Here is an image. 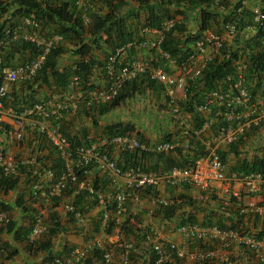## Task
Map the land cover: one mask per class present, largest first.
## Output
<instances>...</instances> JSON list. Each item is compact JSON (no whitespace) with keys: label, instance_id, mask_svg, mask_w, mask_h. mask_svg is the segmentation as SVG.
I'll return each mask as SVG.
<instances>
[{"label":"built area","instance_id":"built-area-1","mask_svg":"<svg viewBox=\"0 0 264 264\" xmlns=\"http://www.w3.org/2000/svg\"><path fill=\"white\" fill-rule=\"evenodd\" d=\"M94 1L69 0L76 17L84 26L91 22L89 13L93 10ZM220 2L221 0L213 1L215 5H219ZM256 14L255 22L244 26H240L234 20L223 21L222 33L211 28L201 31L192 43V51L178 64V72L175 74L167 71L152 56L146 61L125 59L127 50L145 48L156 50L159 57L169 64L176 63L160 45L166 33L178 24L177 18L168 17L154 27L145 24L141 28L140 39L134 38L126 42L106 57L103 87L85 88L84 81L76 73L75 65L73 67L75 72L69 76L64 90L56 91L17 112L5 107L8 97L6 84L35 83L39 70L64 38L35 15L12 16L10 10L3 12L0 9V26L3 25L0 28V124L10 120L8 138L20 142L24 138L28 120V123L36 126L38 139L47 141L61 161L59 169L49 167L34 169L33 159L19 158L0 144V171L3 176L12 179L20 178L22 175L27 177L29 173L23 168L37 176V179L30 183V199L32 204L36 205L28 235V242L31 245H34L46 231V221L56 211L53 201L70 189L75 194L85 191L86 202L100 208V221L105 228H109L111 223L116 226L122 225L127 214V204L137 203L145 192L160 208H167L180 202L178 198L163 197L156 192L162 184L172 187L190 184L206 192L215 181L225 183L227 186L237 183L243 194L264 195V173L236 171L228 175L221 156L223 146L237 144L247 131L264 125V95L255 94L252 82L247 78L249 62L245 57L246 53L244 49L228 44L225 38L226 35L234 40L236 37L241 39V36L247 39L256 35L260 29L264 31V7L257 10ZM246 34L248 37H245ZM222 50L226 51V56L237 52L236 57L232 59L233 71L203 93L202 99L192 112L199 121V126L190 129L183 125V135L189 138L186 141L161 140L145 143L134 136L116 134L105 135L100 141L75 144L73 137L70 138L61 132V121L67 113L78 109L79 102H84L87 106L109 102L127 84L139 77H146L161 84L168 104L177 107L187 95L189 81L201 77L208 63L222 56ZM22 52H28L30 55L24 60L16 61V64L7 61ZM177 90L184 93L182 100L176 96ZM86 138L90 140L88 136ZM198 146H201V155L193 164L184 167L173 166L163 171L150 169L146 158L138 159L139 164L123 167L113 157L114 151L135 152L138 156L142 152L160 154L178 149H197ZM40 176H44V183L38 180ZM96 177L101 178L104 185L97 183ZM108 188L110 191L106 190ZM232 195L240 197L238 191ZM43 202L49 203L50 206H43ZM241 207L243 213L264 215V204ZM64 211L72 215L80 229L85 231L87 220L85 210L70 202L64 206ZM8 222V215L0 210V224ZM177 232L185 240L192 242L218 241L223 249L236 244L256 253L260 263L264 264L262 243L254 232L197 224L180 225ZM154 237H159V232L155 229L149 230L146 240L151 241L152 249L160 263L164 258V247L162 248L159 241H154ZM132 246L131 242L121 244L122 253L117 263L111 248L107 247L103 240L93 238L82 246L70 248L65 256L45 260L42 264H82L96 251L100 252L102 264H130ZM166 246L178 258H183L186 254L175 242H169ZM6 255L7 251L0 247V258H6ZM193 256L201 261L215 260L217 263L234 264L226 253L212 249L201 248L198 254Z\"/></svg>","mask_w":264,"mask_h":264},{"label":"crops","instance_id":"crops-1","mask_svg":"<svg viewBox=\"0 0 264 264\" xmlns=\"http://www.w3.org/2000/svg\"><path fill=\"white\" fill-rule=\"evenodd\" d=\"M59 2H67L69 4V0H60ZM235 2H240L241 8L238 7L235 10L230 9L232 7V5L230 4H235ZM93 4H98V7L102 8L103 12L99 14H103L104 12L108 13L109 8L106 6L103 0H95ZM225 4V6L216 5V8H213L212 6L208 7L209 10L213 9L214 13L217 14L215 20L221 22L220 24H217L215 20L211 21L209 27L221 33L223 32L221 27L223 20H233L238 19V17H243L245 21L248 20L251 23L255 22L254 20H256L257 18L256 12L261 7H264V0H226ZM135 6L136 4H133V7ZM179 8L186 11V9H184V7L182 6ZM195 10L197 11L195 14L199 19V7H196ZM119 14L120 16H122L125 23L129 24V22L126 20V11H124L123 9L119 11ZM96 17L97 16H95L94 18L96 19ZM44 23L50 29H55L50 23ZM253 36L255 35H252L249 38L251 39ZM241 37V39L235 41L234 39H231L230 37L225 35L228 44L240 47V49L242 50V45L244 44V40L246 39H244L243 36ZM245 37H248L247 34L245 35ZM76 43L77 42H74L73 40L62 41V43L60 44V53L63 54L67 51L72 52L74 56L72 57L73 62H79L82 59L86 61L87 59H90L92 57L93 59H96L98 61L96 64L103 63L105 55L106 53H108L106 51L107 49L100 50L92 48L87 55L82 57L77 51V49L79 48V44L76 45ZM137 52L138 51L133 52V55L132 53L128 54L134 57L135 55H137ZM60 53L56 58L57 69H59L60 71L68 70L69 67L63 65L65 64L64 61L59 60ZM29 55L30 54L28 52H22L19 55L17 54L15 58L7 59V61L11 64H16V61L24 60ZM96 64L93 65L94 71H96L97 69L101 70V65L98 66ZM169 66L172 67V69L178 68L174 65ZM93 79L96 78L93 77ZM20 85H24L22 91L14 89L18 85H13L12 88V84H6V87L8 89V97L5 102V107L7 109L14 110L17 109L18 106L22 109L25 106H29L32 100L37 101L42 98L44 99L50 93L61 90L59 89L60 87H58L53 82V79L50 78V76L49 82L47 84L38 82L37 87L39 88V93H37L36 85L33 86L30 82L20 83ZM175 94L179 99H183L184 93L180 90H177ZM185 96L186 97L184 98V100H180L181 102H179L180 108L182 107L181 103H183L187 99V95ZM23 98H27L28 102L30 103L27 104L28 102H23ZM96 107L98 108L99 113L100 105ZM180 111L183 113V116L181 114L180 116H175L176 119L172 120L173 124L170 125L171 129L169 131L167 129L166 131H157L159 139L164 141L180 140L183 142L186 141V139H189L186 135H183V125L192 129L193 127L199 125V121L196 119L195 115L192 112L182 110ZM73 112L74 111H70L64 116L63 120L61 121V131H63L64 126L66 128H68L67 126H71V129L74 130H72L73 132H76L78 130L76 133H85L89 138H92V136H94V134L96 133L94 130L87 127L86 133V131H82V129L85 128L84 125L80 127L76 123L78 119L82 118V112L80 111V109L79 111H77L78 114L76 116V120H74V124L73 122L71 125L69 124L70 120L72 119ZM109 112L107 111L104 114L99 113V115L104 116ZM83 120L86 121L88 120V118H83ZM9 122L10 120H7V122L0 124V144H2L8 152L14 153V155L19 158L33 159L34 169L41 170L43 167L47 168L52 165L58 166L57 153L55 151L52 152L53 148L50 145L49 146L52 149L46 147L48 144L46 141H42L37 138V130L35 125H33L31 122L28 123V120L26 121L27 126L24 131V138L26 139V143L21 149H19L13 145L15 141L8 138L7 133L8 129L10 128ZM93 122L95 124L96 121L94 120ZM111 124L115 125V123H110L109 125ZM263 127L264 125L257 128H252L249 131H254L255 129H263ZM247 133L248 131L242 138L243 140L246 137ZM155 139H157V137ZM256 141H258V139ZM239 143L237 146V154H235L233 151H230L229 147L223 146L221 148V153L223 154L226 169L228 164L229 171L234 170V168L236 166H239L243 161L252 162V160L250 161V159L246 157V154H241ZM178 150L181 151V155L177 150L169 153H161L160 157L154 156L152 158H148L147 162L148 164H151L155 170L163 171L165 169V166H169L175 163L183 164V158L189 156L191 157L193 155L191 151L195 149ZM115 154L118 156L120 153L117 152ZM121 154L122 155L117 157L113 152V157L116 159L118 158V164H124V160L122 158L124 153ZM42 164H44V166H42ZM23 169L27 170L29 174L27 177L26 175H22L19 178L17 186L14 189L17 195L14 197V194H10L14 190L7 193L0 192V203L4 205H0V210L5 212L8 215L10 221L15 224L11 233H7L5 231L6 224H0V246H7L8 249L15 251V253L10 258H0V264H42L45 260H51L52 258L57 256H65L70 248L82 246L85 244V242L90 241L93 238L103 239L106 246L113 249L114 255L116 254L115 257L117 263L121 257L119 253V251L122 250V248L120 247L121 244L126 243V241H130L131 243H133L130 264H155L158 262H155L152 257L153 252L155 253V251L152 249V243L151 241H147L145 238V232H148L151 229H155L159 232V237H154L153 240L156 242L159 241L162 245V248L164 247V258L162 261L163 263L200 264L202 261L199 258L194 257L193 255L198 254L201 248H206L226 253L230 257V259L233 260L234 264H261L256 253L244 247L232 244L230 247L223 249L220 242L214 240L204 241V245L199 246L196 243H188L177 232V226L182 223H190V221H194L198 225H218L242 232L251 231L259 237L262 243L261 251L264 254V215L240 213L234 204H231L227 201L230 194L226 192L229 191L230 193H234L235 191H238L241 195L239 203L246 206L253 204H264V195H246L239 190V185L237 183L227 186L225 183L216 181L211 183L210 188L206 192H201L199 188L190 184H183L173 187L162 184L156 190V192H158L161 196L175 197L176 199L182 198L185 201L184 203L175 206L170 216H165L162 208L156 206L149 198V195L145 192L137 203L129 202L127 204V214L123 219L122 225L116 226L111 223L109 228H107V231H103L101 229L102 224L100 221V208L97 205H93L91 203L85 204L84 199L81 200V203L84 206L87 220L86 228H84L85 231H82L72 215L64 211V206L67 203L77 201L78 196L76 197V194L73 191L65 192L61 197L56 198L53 201L56 211L52 214V216L48 217L46 221V231L33 246H30L28 244V235L32 226V215L30 214V212L29 214H25L21 208L17 207L16 201L20 196L23 197L24 201L27 198L28 200L30 199V183H32V180L34 181L35 179H37V176H34V173L30 172L28 169ZM38 180H41L42 183H44V176H40ZM96 182L104 185V181L101 178L96 177ZM201 194H204V196L201 197ZM24 204L29 208V210L33 209L35 212L36 205L32 204L31 199L28 202L25 201ZM44 205H48V207L50 206V204L47 202H43V206ZM5 206L10 207V209H2V207ZM55 223H57L58 230L54 234H50L49 231L51 230V228L55 227ZM126 227H129L130 230H126ZM169 242H175L179 248H182L186 253L185 256L183 258L176 257L174 252L170 251L166 246ZM89 258L91 264H102L100 257L95 254H91ZM213 261L217 263V261Z\"/></svg>","mask_w":264,"mask_h":264},{"label":"trees","instance_id":"trees-1","mask_svg":"<svg viewBox=\"0 0 264 264\" xmlns=\"http://www.w3.org/2000/svg\"><path fill=\"white\" fill-rule=\"evenodd\" d=\"M60 0H0V9L4 12L10 10V15L15 16H22V15H35L38 19L42 20L43 22L50 23L54 28H56L57 32L60 33L65 41L73 40L77 42L76 45L79 44V48L77 49L78 53L83 57L91 51L92 48L96 49H107V52L114 51L117 47H120L127 41L132 40L133 38L138 37L139 35L136 34L134 29L127 23H125L124 19L117 15L118 10L121 6H123L124 1H119L118 3H112L109 0H103L106 6L109 8V13L103 16H97L95 22L91 24V26L86 29L81 24V21L74 16V11L72 10L70 4L67 2H59ZM139 6H146L147 10V24L150 26H158L159 21L161 20L160 14H158L153 5L149 2V0H135ZM214 0H155L156 4L160 6V9H164L165 7H172V6H182L185 9H195L199 7V33L207 28H210L211 21H214L216 15L213 9L209 10L208 7L216 8L213 4ZM228 3V2H227ZM229 5V4H228ZM232 7L230 9H237L238 7L241 8L240 2L237 4H230ZM9 8V9H7ZM133 14V13H132ZM137 14V13H134ZM237 21L240 26H244L245 24H250L251 22L248 20H244L243 17H238V19H233ZM216 21V20H215ZM224 21V20H223ZM217 24H220L218 20L216 21ZM3 25L0 26V28ZM177 30V32H175ZM183 32V25L177 24L170 32L166 33L163 41L161 42V48L167 51L171 57L177 60L178 63L184 61L186 56L190 54L192 51L191 46L193 41L199 36V33L192 35H181ZM178 33H180L178 35ZM1 34V30H0ZM244 37V36H243ZM239 37L235 38L237 41ZM264 31L261 29L257 32V34L252 37L251 39L248 38L244 40V44L242 45L244 49V53H246V59L249 62V67L247 69V78L252 81V89L255 92L256 88L260 86H264ZM27 47V46H25ZM60 47V46H59ZM59 47L54 49L51 54L49 55L48 59L46 60L45 64L39 70L37 77L35 78L34 82L38 84V82H42L47 84L49 82V76L53 79V82L60 87L59 89L64 90L68 83L69 76L75 72V70H62L60 71L57 69L56 66V58L60 53ZM237 52H232L228 56H226V51L222 50L221 55L222 57L214 58L206 68L203 70L201 77L189 81V88L187 90V99L181 103V108L188 112L194 111V106L200 102L203 97V93L207 90L213 88L217 81L225 77L227 74L233 71L232 67V59L236 57ZM107 55V53H106ZM105 55V57H106ZM98 61L93 59H87L86 61L82 59L81 61L76 63L78 73L81 79L84 82H89V78L93 71V65H95ZM98 66L102 65L100 63L96 64ZM167 67L165 66V69ZM138 82H143L144 84H149L150 87H155V81H151L148 78H141ZM137 81H133L127 84L119 94L110 102L104 103L100 105L99 113L104 114L105 112L119 106L123 101L129 99L133 96L135 91L137 90ZM32 83L31 85L35 84ZM30 85V86H31ZM201 85V86H200ZM89 88H93L90 86ZM162 89V86L160 87ZM60 91V90H59ZM32 99V98H31ZM23 102H28L27 98H23ZM35 102L32 100L31 103ZM30 103V105H31ZM199 126V125H198ZM124 129V128H122ZM120 128L119 124L109 125L107 126V132L110 135L114 134H123L124 130ZM68 136V135H66ZM84 138H86V134L83 133ZM69 137V136H68ZM72 138V137H70ZM82 142L80 138L73 137V143L77 144ZM237 146L238 144H232L229 146L230 151H233L237 154ZM181 155V151L177 150ZM193 155L190 157L183 158V164H171L169 166H165V169H169L173 166L184 167L187 165H191L194 161L200 157L201 155V146H198L197 149L191 151ZM149 153H140L137 154L135 152L124 153L122 158L124 160L123 167L130 165V164H139L140 162L137 161L138 159L149 157L152 158L154 156L160 157L161 154H153L154 156H148ZM222 159L223 154L221 153ZM58 157V156H57ZM61 167V161L58 157V167L55 169H59ZM148 167L149 164H148ZM152 169V167H151ZM155 170V169H153ZM233 172L242 171V172H252V171H259L264 173V159H259L257 161L247 162L243 161L239 166H236ZM23 172V169H22ZM19 178H8L3 176L2 172L0 171V192L7 193L12 191L16 188ZM70 189L69 191H71ZM77 201L74 202L75 205L80 207V209H84L81 200L84 199L85 204L86 202V193L85 191L78 192L76 194ZM17 207L21 208L25 214L32 215L33 220V213L34 210L30 209L25 206L24 199L20 196L17 199ZM184 199L181 198V201L178 202L176 205L163 208L162 211L164 212L165 216H170L174 207L184 203ZM232 204H234L238 211L239 206L235 198L231 199ZM0 205H2L0 203ZM4 206V205H2ZM2 209H10V207L5 206ZM190 223H195L194 221H190ZM14 223L9 220V222L5 225V231L7 233H11L14 228ZM126 230H130L129 227H126ZM58 230L57 223H55V227L51 228L49 231L50 234H54ZM149 232V231H148ZM148 232H145V238ZM258 237V236H257ZM259 238V237H258ZM31 246V244L28 242ZM33 246V245H32ZM1 248L7 251L6 258H10L15 251L8 249L7 246H0ZM132 250L130 251V260L132 255ZM98 251L94 252L93 254L99 256ZM155 262H158V256L153 252L152 255ZM82 264H91L90 258L86 259ZM155 264H167L163 262H158ZM200 264H222V263H215L214 261H206L203 260Z\"/></svg>","mask_w":264,"mask_h":264},{"label":"rangeland","instance_id":"rangeland-1","mask_svg":"<svg viewBox=\"0 0 264 264\" xmlns=\"http://www.w3.org/2000/svg\"><path fill=\"white\" fill-rule=\"evenodd\" d=\"M110 1L112 3H118L121 0H110ZM122 1H124L122 4L123 6L120 7V9L117 12V15L120 16L119 11L124 9L127 15L126 20L129 22L130 26L134 29L136 34L141 35L140 34L141 28L143 27V25L147 24L148 15H147L146 6L145 5L139 6L135 0H122ZM225 1L226 0H221L220 5L225 6L226 5ZM149 2L151 3V5L154 6L156 12L160 14L161 20L167 19L168 17L177 18L178 24L183 25V32L181 33V35L190 34L194 36L195 34L199 33V19L197 18V15L195 14L197 12L195 9H193L192 11L191 9H186V11H184L179 8L180 6H177V5L172 6V7H165L164 9H160V6L156 4L155 0H149ZM133 4H136V6L133 7ZM235 4H237V2H235ZM101 12H103V10L102 8L98 7V4L93 6V10H91L89 13L90 14L89 16L91 17L90 25L95 22V18H94L95 16H103L107 14L105 12L103 14H99ZM134 13H137V14H134ZM52 30L57 32L56 28ZM175 32H177V30ZM179 34L180 33H178V35ZM59 49H61V46L59 47ZM153 52L154 51L152 50L148 51V50L138 49L137 55H135L134 57L132 56V57L134 59L142 61L146 59L148 55H150ZM72 57H74L72 52L67 51L66 53L64 52L63 54L60 53L59 60L60 61L63 60L65 63L63 65H66L67 67H69V69L72 70L73 67L77 63V62H73ZM169 70H170L169 71L170 73L175 74L178 69H172V67H170ZM93 77L96 79H93ZM104 78L105 76H104V72L102 70V65H101V70L97 69L96 71H94V68H93L92 75L89 78V82H84L83 85H85V88H89L90 86H93L94 88L103 87L105 85ZM17 85H15L17 87L14 89L22 91L24 85H20V84H17ZM33 86L35 85L33 84ZM36 87H37V84H36ZM136 87H137V90L135 91V93L133 94L131 98L126 99L119 106L111 109L110 112L108 111L109 113H106L104 116L99 115L98 108L96 106H87L84 102L78 103V109L75 112H73V116L69 124L71 125L72 122L74 124V120H76V116L78 114L77 111H79L80 109V111L82 112V118L78 119L76 123L80 127L84 125L85 128L83 127L84 129L82 128L81 129L82 131H86V133H87V127H89V129H92L96 132L94 136L90 138V140H87V138H84L83 133L82 134L81 132L79 134L76 133L78 130L76 132H73L74 130L71 129V126L70 127L67 126L68 128L64 126V129L62 131L63 134L68 135L69 137L80 138L81 141L84 142V144H87L89 141H92V142L100 141L105 135H110L107 132V126H109L110 123H115V124H119L121 129L124 128L122 129L124 130L123 134H129L130 136H136L137 138L144 141L145 143H153V142L161 141V139H159V135L157 134V131H166V129L169 131L171 129L170 125L173 124L172 120L176 119L175 116H180V114L183 116V113L180 110L182 111H186V110H184L183 108L181 109L179 105L177 107H171L168 104V99L164 93L163 88L162 89L159 88L160 84H156L155 87L153 88V87H150L149 84L138 82ZM12 88H13V85H12ZM38 90L39 88L37 87V93H39ZM255 94H257L258 96H263L264 86H260L259 88H256ZM42 99H39V100H42ZM29 103L30 102H28L27 104ZM14 110L17 112H20L22 109L19 108L18 106L17 109H14ZM83 118H88V120L84 121ZM94 120L96 121L95 124L93 122ZM60 128H61V125H60ZM141 135L143 138L141 137ZM156 137L157 139H155ZM257 139L258 141H256ZM25 143H26V139L23 138L22 141L15 142L13 143V145L21 149L25 145ZM46 147L51 148L49 144H47ZM239 148L241 149L240 150L241 154H246V157L250 159V161L251 160L257 161L261 158L264 159V127L263 129H255L254 131H248L244 140L243 139L240 140ZM54 151L55 150L53 149L52 152ZM117 152L114 151L115 156H117L115 154ZM153 154L155 155V153L150 152L148 156L152 157L154 156ZM120 155L122 154L120 153L118 156ZM117 159L115 158V160L118 163ZM42 166H44V164H42ZM149 166H150L149 168L151 169L152 165L149 164ZM57 167L58 166L56 165L49 166V168H57ZM43 168H46V167H43ZM152 169L154 168L152 167ZM228 169H229V166L227 164V172H228L227 174L229 175L232 172V170L229 171ZM108 191H110L109 188H108ZM12 192L10 194H14V197H15L17 195L16 191L14 190ZM29 200L27 198L25 201L28 202ZM101 229L103 231H107V228H105V226L103 225L101 226ZM98 239L103 240L101 238H98ZM111 250L113 251V249ZM119 253L121 255L122 253L121 250L119 251ZM113 254H114V251H113Z\"/></svg>","mask_w":264,"mask_h":264},{"label":"clouds","instance_id":"clouds-1","mask_svg":"<svg viewBox=\"0 0 264 264\" xmlns=\"http://www.w3.org/2000/svg\"><path fill=\"white\" fill-rule=\"evenodd\" d=\"M212 5H215L214 3L212 4ZM219 5H220V3H219ZM216 6V5H215ZM218 6V5H217ZM161 21V20H160ZM159 21V22H160ZM225 21H227V20H225ZM82 24V23H81ZM83 25V24H82ZM90 25V24H89ZM84 26L83 25V27H85L86 29H88L90 26ZM254 37V36H253ZM141 38V35H139L138 37H136V39H140ZM134 39V38H133ZM128 42V41H127ZM125 44V43H124ZM60 46V45H59ZM122 46V45H121ZM160 47H161V45H160ZM118 48V47H117ZM138 49H142V48H138ZM138 49H135V48H132V49H129V50H127L126 51V57H125V59H127V60H137V59H134L132 56H130L128 53H132V55H133V52H135V51H138ZM162 49V48H161ZM143 50H152V51H154L153 53H151L150 55H148V57L146 58V59H144V60H142V61H146L147 59H149L151 56L152 57H155V59H156V61H157V63H159V64H161L164 68H165V66L167 67L166 68V70L167 71H170L169 70V68H170V66L169 65H174V66H177L178 67V64H180V63H178L177 62V60H176V63L175 64H169L168 62H166L164 59H161L160 57H159V54H158V52L156 51V50H153V49H143ZM163 50V49H162ZM115 51V50H114ZM165 51V50H164ZM113 52V51H112ZM112 52H108L107 53V55H106V57L110 54V53H112ZM106 57H105V59H104V61H103V63H102V70H103V72H104V69H103V67H104V63H105V60H106ZM133 58V59H132ZM139 61H141V60H139ZM141 78H146V77H139L137 80H134V81H139ZM150 80V79H149ZM151 81H153V80H151ZM156 82V81H155ZM252 82V81H251ZM157 83V82H156ZM32 84V83H31ZM159 84V83H158ZM252 84V83H251ZM34 85H36V83L34 84ZM161 85V84H160ZM94 88V87H93ZM163 88V87H162ZM52 94V93H51ZM45 99V98H44ZM43 100V99H42ZM38 101H41V100H38ZM38 101H35V102H38ZM110 102V101H109ZM34 103V102H33ZM32 103V104H33ZM106 103H108V102H106ZM31 104V105H32ZM102 104H104V103H102ZM102 104H100V105H102ZM61 125V124H60ZM60 130H61V128H60ZM62 132V131H61ZM63 133V132H62ZM114 135H116V134H114ZM121 135H129V134H121ZM87 136V135H86ZM134 137H136V136H134ZM37 138H38V134H37ZM139 139V138H138ZM162 141H164V140H162ZM47 142V141H46ZM48 143V142H47ZM84 143V142H83ZM154 143V142H153ZM161 154V153H160ZM233 172V171H232ZM202 192V191H201ZM226 193H229L230 194V196H228V199H227V201L229 202V203H231L232 204V202H231V199L232 198H235V200L237 201V204H238V206H239V212L240 213H243L242 211H241V209H242V207H241V205H243V204H241V203H239V199L241 198V195H240V197L239 198H237V197H235V196H233L232 195V193H230L229 191H227ZM204 196V194H201V197H203ZM178 199H180V198H178ZM180 201H181V199H180ZM244 206V205H243ZM246 206V205H245ZM160 208V207H159ZM163 209V208H162ZM246 214V213H245ZM250 214H253V213H250ZM256 215H258V214H256ZM50 216H52V215H50ZM49 216V217H50ZM10 220V219H9ZM33 221V220H32ZM184 224H193V223H182V224H180V225H184ZM194 224H196V223H194ZM179 225V226H180ZM198 225V224H197ZM200 226H210V225H200ZM218 226V225H217ZM178 227V226H177ZM218 227H221V226H218ZM223 228H225V227H223ZM182 236V235H181ZM257 236V235H256ZM188 243H196L197 245H201V246H203L204 245V243H202V242H192V241H189V240H186ZM122 252V251H121ZM53 259V258H52ZM51 259V260H52ZM130 262H131V260H130Z\"/></svg>","mask_w":264,"mask_h":264}]
</instances>
